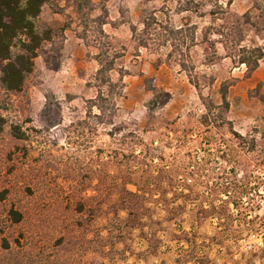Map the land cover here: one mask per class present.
<instances>
[{
  "label": "rangeland",
  "instance_id": "rangeland-1",
  "mask_svg": "<svg viewBox=\"0 0 264 264\" xmlns=\"http://www.w3.org/2000/svg\"><path fill=\"white\" fill-rule=\"evenodd\" d=\"M95 1L94 8L87 13L76 12L64 0L46 4L40 19L55 30L56 37L39 51L35 72L22 93L10 95L0 88V112L10 121H20L30 135L25 143L26 154L20 152L10 160L8 152L14 141L7 130L0 134V264H46V255L52 254L55 260L57 253L73 263V256L77 260L100 257L93 249L81 256L80 246L84 244V236L92 238L100 230L108 234L107 218L99 216L88 233L86 228L76 227L81 220L80 214L74 211L79 200L99 195L103 201L105 195H111L102 204L109 209V203L118 199L125 185V175L131 173L134 183L140 185H144L147 175L139 168L142 160L132 162L135 172L123 170V154L131 153L132 145L131 138L123 142L121 126L134 131L132 141L134 145L137 143L136 149H142L141 137L144 147L155 148L151 151L155 161H149L154 173L163 164L170 165L174 177L181 180L178 184L186 192L192 191L193 186L200 196H193L187 202L184 215L172 220L153 201L157 222L145 230L158 231L157 238L152 240L155 253L148 251V242L139 237L137 229L127 238L124 257H118L120 264H264L261 247L264 242V137H261L264 58L250 75L246 65L233 62L238 60L241 45L264 44V31L258 32L253 24L244 23L242 16L253 1L218 0L227 13L225 18L215 20L210 14L214 0L202 7V16L177 13L178 0ZM256 1L263 3V0ZM105 9L108 22L101 31L98 18L105 14ZM150 13L161 22L154 31L155 50L138 49L130 25L143 27L141 21ZM252 16L253 21L264 24L263 12L253 9ZM192 24L199 27L195 43H185L179 36L165 44L169 36L163 32V25ZM206 25L218 31L213 36L217 51L214 64L207 63V59L214 57L213 50L207 49L198 37ZM170 43L175 48L169 47ZM99 52L114 57L117 69L125 73L124 93L117 97L114 137L109 134L110 125L88 128L92 127V120L87 117L86 106L99 90L95 83L99 69L95 57ZM183 59L194 69H183L180 65ZM112 76L117 81L118 70ZM191 78L201 81L215 78L214 86L204 87L203 94L206 100L216 103L221 100L218 92L221 83H232L227 94L230 109L226 116L242 135L258 138L253 152L220 157L219 146L225 148L227 139L236 138L223 127L212 126L208 130L201 124L205 105ZM150 84L155 85L156 91L148 88ZM156 96L159 97L157 105H161L151 117L146 105ZM166 98L168 101L163 106ZM93 111L98 112L96 108ZM82 120H88L89 126L80 125ZM238 173L239 185L246 180L255 186L239 207H231L237 232L232 237L222 239L216 235L213 239L220 230L219 221L215 216L203 218L201 209L204 206L210 209L212 203L219 205L221 197H213L212 189L226 180L236 182ZM127 188L138 190L135 184H127ZM4 191L6 197L2 199ZM177 202L185 201L178 199ZM12 208L23 212L22 223L15 225L10 220L8 212ZM195 219L198 222L194 223ZM182 227L192 242L178 238ZM64 232H71L72 244H66L63 249L55 247L56 238ZM5 238L9 240V248L3 246ZM17 238L20 244L15 242Z\"/></svg>",
  "mask_w": 264,
  "mask_h": 264
},
{
  "label": "trees",
  "instance_id": "trees-1",
  "mask_svg": "<svg viewBox=\"0 0 264 264\" xmlns=\"http://www.w3.org/2000/svg\"><path fill=\"white\" fill-rule=\"evenodd\" d=\"M68 6L76 10V12L83 13L89 12L94 8L96 4L95 0H64ZM109 0H99V3H104ZM210 0H178L179 7L176 9L177 13L183 14L184 12L189 14H197L202 16V7L207 5ZM252 6L242 15L244 23L253 24L258 32L264 31V24L259 25L258 22L253 21L252 11L257 9L264 14V0L263 3L259 1L252 0ZM213 8L210 14H212V19L225 18L227 9L223 3L218 0H214ZM52 3V0H0V88L4 92L10 95H17L22 93L26 86L29 78L34 74L36 69V58L39 55V51L43 45L47 42H52L56 37L55 30L47 25L44 21L40 19L42 10L46 4ZM107 10L105 9V14L99 17V30L102 31V26L106 24L108 19ZM128 21V20H127ZM143 27H138L137 25L131 24L130 28L132 31L133 38L137 39L138 49L146 48L150 50H155V38L154 31L159 27L161 22H158L157 17L154 13L145 15L141 21ZM158 26V27H157ZM162 30L164 33L168 34L169 38L165 44L170 40L182 36L184 42H190V44L195 43L197 38V31L199 27L197 24L192 25H182L180 27H171V25H163ZM214 31L211 25H206L200 29L199 38L202 44L207 49H212L214 57L207 59L208 64H214L217 58L216 51V41L213 38ZM175 48L173 43L170 46ZM103 52H99L96 55V60L99 63V69L95 74V83L99 87L98 94L95 98L90 99L88 105L86 106L87 117L92 120L91 126H89L88 120L79 121L80 125H86L88 128L96 129L98 126H112L110 130V136L114 137L116 132H113V127L115 126V118L118 110L117 97L123 96L125 85L123 78L125 73L121 68L117 69L116 59L109 58V55ZM106 55V57L104 56ZM264 58V44L263 45H241L238 50V60L234 59V63L245 64L247 66V74L250 75L255 71L259 65L260 60ZM180 65L183 69L188 70V68L194 69L193 65L187 64L183 59ZM191 66V67H189ZM118 70L119 78L117 81L114 80L112 72ZM192 84L199 92V96L205 105V111L200 115V122L202 125H206L208 130L211 127L215 128L223 127V130H228V132L233 135L234 138L229 141L226 140L224 143L228 149L219 146L218 150L220 152V157L225 159L227 157H233L236 154L253 152L258 146V138L255 135H250V137L242 135L240 132L234 129L230 120L226 116V112L230 109V102L228 101L227 94L229 87L232 85L230 81H224L219 87L220 103H216L212 99L206 100L203 94V88L213 87L215 78H210L209 81H201L199 78L196 80L191 78ZM150 90L156 91L154 84H150ZM158 96L153 97L147 103V109L149 116L153 117L158 106ZM261 100L264 102V95L261 96ZM163 102L165 105L168 99L166 98ZM94 108L98 112H94ZM218 109V110H217ZM264 121V117H263ZM228 125V126H227ZM227 126V128H225ZM121 131H123V142L132 145L131 153H124L121 164L125 165L123 170L126 169L129 172H135L131 165L132 162L136 160H142L139 162V168L146 172V178L144 179V185L134 183L132 175L128 173L125 175L124 183L125 185L119 191V196L117 200L111 201L109 206L113 208L106 209L104 207L103 201L110 200L111 195H105L103 201L99 198V195H92L90 197L82 198L79 200L76 209L74 210L76 214H80L81 220L76 223V227L86 228V233L90 232L93 224H95L99 216L104 215L107 218L108 234L104 235L102 230L96 232L92 238L84 236L82 238L83 245L80 247V254L87 250H92L99 254V258L94 257L92 259L75 260V263L71 261L70 258H66L60 253H57L58 259L53 258L52 254L46 255L48 263L46 264H120L118 257L125 254L127 249L126 242L134 231L140 230L139 237L145 239L148 243V248L151 253H155L156 248L152 246V240L157 238V230L151 229V233L146 231V226L153 227L157 219L155 218L153 209V201L157 202V207L167 213L166 217L174 219L177 216L184 215L187 209V202L192 199L193 196L199 197L200 193L194 191L193 186L191 190L186 192L183 186H180L181 180L179 181L172 174L173 170L170 169V165H164L158 169L157 173L152 171V165L149 163H154L155 155L151 151L154 147H144L142 144L143 138H140L139 146L142 149H136L137 143L134 145L132 137L134 136L133 130H128L126 126H121ZM7 130L14 145L11 146L8 152V158L13 160L14 157L23 152L26 154V141L30 138L27 130L24 128L20 121H10L3 113L0 112V134H3ZM259 132V131H257ZM261 137H264V132L261 133ZM226 134L223 133V140H225ZM238 145H236L237 142ZM240 148V149H239ZM239 149V151H238ZM137 151H139L137 153ZM238 152V153H237ZM142 153L141 156L138 154ZM211 155V153H208ZM157 158H163L161 155H157ZM118 158V157H117ZM135 159V160H134ZM143 165H145L144 169ZM240 173L235 176L236 182L232 183L230 180L221 182L219 185L212 189L213 197H221L219 200V205L217 203H212L211 208L208 209L205 206L202 207L201 212L204 214L202 217L207 218V216H215L219 221L220 230L215 233L213 239L216 235H220L222 239L226 237H232L234 232H237L234 213L231 209L232 206L239 207L240 204L244 202V199L248 197L251 193L250 190L255 185H251L249 182H241L239 185L237 180ZM245 174V173H243ZM245 179H249L246 176ZM262 180V178H261ZM127 184H135L138 187L137 191H132L127 188ZM209 184V183H208ZM186 185V184H185ZM189 186V185H188ZM258 188V187H256ZM170 192L171 196H170ZM225 195L227 198H223ZM6 191L2 193L1 198L5 199ZM178 199H183L185 202H177ZM165 207V209H164ZM121 212H125L123 215ZM10 220L18 225L24 221V214L22 211L17 209H10L8 212ZM85 218V220H82ZM247 220V218H245ZM194 221V220H193ZM245 221V220H244ZM198 222L195 219L194 223ZM193 223V224H194ZM192 224V226H194ZM69 228L68 230H70ZM180 235L178 238L180 240H185L186 242H192L193 240L189 237L188 231L182 227ZM92 232V231H91ZM71 232H64L63 235L57 237L55 242L56 246L63 249L66 244H72ZM23 236V235H22ZM67 236L69 239H67ZM156 237V238H155ZM15 242L20 244V239H14ZM125 244L124 247H120L119 244ZM4 248H9L10 243L8 239L3 240ZM264 248V242L261 246ZM151 249V250H150ZM71 250V249H70ZM121 257V258H123ZM44 262V261H43ZM45 264V263H44ZM127 264V263H125Z\"/></svg>",
  "mask_w": 264,
  "mask_h": 264
},
{
  "label": "built area",
  "instance_id": "built-area-1",
  "mask_svg": "<svg viewBox=\"0 0 264 264\" xmlns=\"http://www.w3.org/2000/svg\"><path fill=\"white\" fill-rule=\"evenodd\" d=\"M243 66L245 65V64H242Z\"/></svg>",
  "mask_w": 264,
  "mask_h": 264
}]
</instances>
